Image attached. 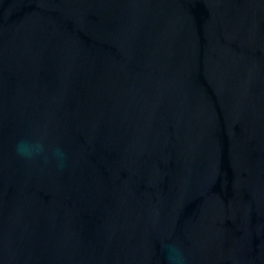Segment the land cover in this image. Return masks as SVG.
Instances as JSON below:
<instances>
[{
  "label": "water",
  "instance_id": "water-1",
  "mask_svg": "<svg viewBox=\"0 0 264 264\" xmlns=\"http://www.w3.org/2000/svg\"><path fill=\"white\" fill-rule=\"evenodd\" d=\"M164 241L264 264V0H0V264H167Z\"/></svg>",
  "mask_w": 264,
  "mask_h": 264
},
{
  "label": "clouds",
  "instance_id": "clouds-1",
  "mask_svg": "<svg viewBox=\"0 0 264 264\" xmlns=\"http://www.w3.org/2000/svg\"><path fill=\"white\" fill-rule=\"evenodd\" d=\"M15 153L25 161L42 159L45 163L52 160L58 169H63L67 163V154L61 146L47 145L43 139L24 138L16 142ZM161 250L167 264H186V258L181 246L176 242L164 241Z\"/></svg>",
  "mask_w": 264,
  "mask_h": 264
}]
</instances>
